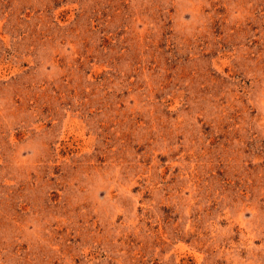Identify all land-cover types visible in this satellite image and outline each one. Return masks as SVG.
<instances>
[{
    "label": "rangeland",
    "instance_id": "rangeland-1",
    "mask_svg": "<svg viewBox=\"0 0 264 264\" xmlns=\"http://www.w3.org/2000/svg\"><path fill=\"white\" fill-rule=\"evenodd\" d=\"M0 264H264V0H0Z\"/></svg>",
    "mask_w": 264,
    "mask_h": 264
}]
</instances>
